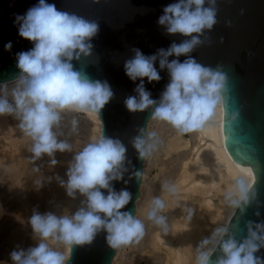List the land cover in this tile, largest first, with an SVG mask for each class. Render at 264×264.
Listing matches in <instances>:
<instances>
[{"label":"clouds","instance_id":"9594fccd","mask_svg":"<svg viewBox=\"0 0 264 264\" xmlns=\"http://www.w3.org/2000/svg\"><path fill=\"white\" fill-rule=\"evenodd\" d=\"M209 2L211 7L204 6L205 0H179L163 9L164 14L158 23L166 26L170 34L179 33L191 38L173 43L152 56L136 50L134 58L125 63V72L131 80L141 78L135 89L138 95L125 100L129 111L143 112L152 107L153 120L166 122L182 134L203 131L215 117L226 91V74L205 67L191 57L183 62L168 60V57L192 52L201 43L199 35L193 34H202L216 24L215 0ZM14 15L19 35L34 42V47L17 54V66L25 87L15 93L14 105L0 98V115L16 113L20 129L33 141L31 151L36 157L70 150L71 145L58 140L54 131L61 113L69 109L99 113L113 97L107 81L91 80L86 74L74 70L71 62L74 58L78 60L80 54H90L92 45L88 41L96 35L98 25L58 11L46 0H39V4L24 15ZM11 47V42L5 45L6 50ZM157 56L161 57L160 68L166 67L171 77L159 102L151 98L143 83V78L149 82L160 80L154 66ZM232 121L235 125V115ZM155 138L156 133L149 132L135 139L134 146L142 159L155 150ZM125 153L126 148L119 140L106 136H99L77 152L67 173V190L70 196L77 191L86 196V207H81L72 216L34 214L30 223L41 242L27 251L13 250L10 257L14 264H65L66 255L44 242L49 238L71 248L91 242L97 231L104 229L113 248L138 242L144 234V223L130 212L121 211L129 203L131 194L110 187L111 181L120 178ZM236 184L238 199H232L231 203L239 206L241 201L247 202L249 186L244 178L237 179ZM163 187L172 194L177 191L174 185L165 184ZM101 189H108L107 194ZM152 203L148 219L158 226L166 225V217L158 215L165 208L164 201L157 197ZM256 228L264 231V226L257 225ZM248 233L247 238L237 241L228 235L227 228H217L212 237L203 240L197 248L196 264H264V259L256 255L264 247V235L254 230L251 224ZM213 243L222 253L215 261L212 260L215 247L203 250Z\"/></svg>","mask_w":264,"mask_h":264},{"label":"water","instance_id":"95a60500","mask_svg":"<svg viewBox=\"0 0 264 264\" xmlns=\"http://www.w3.org/2000/svg\"><path fill=\"white\" fill-rule=\"evenodd\" d=\"M179 0H46L58 11L67 12L87 21L95 22L98 31L88 43L89 55L80 54L73 59L74 70L91 80L107 81L113 97L99 112L102 118V136L119 140L126 148L120 178L110 187L119 192L126 190L131 199L121 211L134 215L136 200L141 194L144 160L134 146L138 136L147 135V125L153 108L131 112L125 106L129 96L138 95L135 89L141 78L131 80L125 72V63L134 58L136 50L152 56L160 49H168L190 39L182 34H170L166 26L158 23L163 9ZM39 0H0V82L21 76L17 54L29 51L34 42L19 35L15 15H24L37 6ZM205 7H211L205 0ZM216 24L199 35L200 44L192 52L168 60L183 62L189 57L199 64L219 70L227 76L226 91L222 94L224 144L231 160L248 163L255 169L256 183L248 192L247 202L241 201L228 225V235L241 241L248 236L249 225L257 229L264 226V0H215ZM11 42L12 47L5 49ZM157 56L155 68L159 81L143 78L151 98L159 102L170 82V73L160 68ZM237 122L233 125L232 116ZM137 173H140L138 176ZM107 194L108 189H101ZM103 216V214L101 213ZM108 233L100 229L91 242L73 245L65 264H110L116 253L108 243ZM227 238V236L225 237ZM212 260L222 253L215 246ZM256 255L264 259V247Z\"/></svg>","mask_w":264,"mask_h":264},{"label":"bare ground","instance_id":"6f19581e","mask_svg":"<svg viewBox=\"0 0 264 264\" xmlns=\"http://www.w3.org/2000/svg\"><path fill=\"white\" fill-rule=\"evenodd\" d=\"M24 87L25 83L21 80V76L11 79L8 82H0V98L7 99L10 104L14 105L15 93ZM222 108L223 101L222 105L217 109L215 117L205 126V129L197 133L195 132L198 141L193 147V156L189 157V155L183 154L184 151L179 155L181 159V162H179L183 165L182 174L173 185L177 190H180L182 189L183 183L189 182L188 189L193 192H200L204 195L201 204L197 209H191L192 212H190V214L186 213L182 215L172 208L181 202L183 203V200L179 198L181 196L175 198L171 197L170 192L163 189L167 197L166 209L170 210V216L166 219V225H157L158 228H156L159 230L157 233H154L156 235L154 236L155 239L154 237L152 238V243L154 249L161 244L163 246H169V250L165 251L166 254L164 253L165 255L162 254L160 257L156 256L157 253H154L156 257H154V261L151 260L152 262H149V264H196L197 248L201 245L202 241L211 238L217 228H227L234 216L236 208H238V206L231 203L232 199H238L237 179L244 178L249 186V190L256 183V172L253 167H250L248 163H239L231 160L232 155L224 144V114ZM63 112H66L67 115L64 120V126L67 131H61L62 134H58L54 129L58 140L66 141L71 145V148L78 149L81 147L83 148L89 143V140H84V142H82L75 137V134H83V129L89 131L87 136H85L90 140L102 136L103 121L99 113H86L90 119L95 121V126L93 128H88L86 124L77 119V116H74V112L77 111L69 109ZM151 120L152 118L148 121L147 133ZM19 124L20 120L17 118L15 112L0 115V241L2 239L7 240L5 243H7L9 252L23 249L24 245L26 243L29 244V241H32L33 238V234L29 233V235H27L29 231H26V225L30 224L27 219H29L32 214L31 205L33 203L31 202H34V195L38 198L37 201L39 200L38 202H40L37 203L36 201V203L42 204L41 200L43 193L36 187V184L31 182L33 179L31 180L30 178H32L35 172L41 169H43V171L46 168L52 169L53 165L50 163L54 162L53 159H56L54 163L57 162V165L63 164L66 167L68 165L71 166L70 163L73 161L72 159H74L69 155L71 150L63 152L56 151V154L54 153L51 156L45 153L36 157L31 151L33 141L23 133ZM186 145L187 142L185 143L182 140H177L174 142L173 147L178 149ZM145 161L146 157L144 160V167ZM144 167L141 178V194L136 200V208L133 215L135 218H138V216L144 217V215H139L137 212V203H139L138 201L142 196V184H145L147 175V169H144ZM15 193L17 195L14 197L13 195H15ZM148 203L150 204L151 201ZM49 206H51V204L49 205L48 203L47 207ZM15 208L18 209L15 218L18 220V223H15L17 221L13 222L14 216H12V214ZM171 208L173 210H171ZM47 209L49 211L51 210L49 208ZM145 211L148 213L150 210L147 208ZM195 212L197 216L194 215ZM7 214H11L13 217L12 221L9 220V222L16 224V227L12 225L13 229L11 231H9L11 226H7L8 224H6L4 220ZM173 239L177 240V243L174 242ZM215 246L217 245L213 243L204 247L203 250H208V248H213ZM28 247L30 246L28 245ZM118 249L120 248H116V250ZM27 250L28 249H26V251ZM118 251H116L110 264L116 263L118 258L116 254H118ZM155 251H157V249H155ZM63 253L68 259L71 256L70 248L64 246ZM10 254L5 264H14ZM157 255H159V253ZM137 262L138 259L136 263Z\"/></svg>","mask_w":264,"mask_h":264},{"label":"rangeland","instance_id":"374dc122","mask_svg":"<svg viewBox=\"0 0 264 264\" xmlns=\"http://www.w3.org/2000/svg\"><path fill=\"white\" fill-rule=\"evenodd\" d=\"M74 116H77V119L81 120L84 124H86L88 128H93L95 126V121L93 119H90L89 116H87L85 112H78V111L74 112ZM66 117H67L66 112H62L60 122L58 126L54 128L56 132H58V134H62L61 131H67L66 127L64 126V120L66 119ZM83 131H84L83 134H75V137L82 142H84V140L85 141L89 140L88 141L89 143L92 142L94 139L90 140L86 137L89 131H87V129H83ZM149 132L156 133L155 140H156L157 146L155 150L148 157H146L144 169L145 168L147 169V175L145 179V184L144 185L142 184V196L138 201L139 203H137V212L139 213V215L141 214L142 216L144 215V217L138 216L137 218V219L141 218L140 220L144 223V234H143V237L140 238L138 242L133 241L132 242L133 244L132 243L124 244L118 247L120 248L118 249L119 251L117 250L118 254H116L118 257L117 258L118 261L116 260L115 264H129V262L130 264H149V262L154 261V257L156 256L160 257L162 256V254L165 255L166 254L165 251L169 250V246H163L160 244L159 247L155 248L157 249V251H155L153 247V243H152V238L156 235L154 233H157L159 229H157L158 226L157 224L154 223V221L148 219V213H146L145 209L148 208L150 210L153 207V203H152L153 200L159 197L164 201L165 208L162 211L158 212V215L164 216L166 217V219L170 216V210L166 209L167 208V197H166L165 192H163V189H165L163 185L175 184L179 176L182 174V168H183V165H181L180 163L181 159L179 155L182 154L184 151L183 154H187L189 155V157H192L193 147L196 145V142L198 141V137L196 134L197 132L182 134L178 132L175 128H173L171 125H169L168 123L163 122V121L153 120V119L151 120L149 124L148 133ZM177 140H182L185 143L187 142V145L176 149L173 147V144ZM82 149H83L82 147L78 149L71 148L69 155H71V158H74L77 152L81 151ZM53 160L55 162L56 159H53ZM72 160L73 161H71L70 165H72V163L74 162V159ZM53 163L52 162L50 163L51 165H53L52 169L46 168L44 169V171L43 169L41 170L38 169L40 172L39 171L35 172L32 178H30L31 180L33 179L31 182L36 184V187H38L43 193L42 200H41L42 204H37L40 202H38L39 200L37 201L38 198H36L35 197L36 195H34V202H31L33 204L31 205L32 214L30 215V217L37 213L41 215L52 213L58 217L59 216H72L81 207H86V200H87L86 196L79 193L78 191L73 196H70L68 194V190H67L68 176L65 173H67L69 170L66 168H70L71 166L68 165L66 167L63 164L57 165V162L54 164ZM188 187H189V182H185L182 184V189L177 190L175 194L170 193L171 197H174V198L181 196L179 198L183 200V203L181 202L172 208L175 209L174 211H177L182 215L186 213L190 214V212H192L191 209L193 210L197 209V207L200 206L201 204L202 198L204 197L202 193L193 192L192 190L188 189ZM16 195L17 194L15 193V195L13 196L15 197ZM150 201L151 203L149 204L148 202ZM48 203L49 205L51 204V206L47 207ZM50 207H53V208H50ZM47 208L51 209L50 210L51 212ZM172 208L171 210H173ZM17 212H18V209L16 208H15L14 213L12 211L13 213L12 216H14V218L11 216V214L5 215L4 220L6 221V224H8L7 226H11L10 228L8 227L9 231L13 229L12 225L13 227H16V224L9 222V220L12 221V218H13V222L17 221L15 223H18V220L15 219L17 216ZM195 214L197 213L195 212L194 215ZM30 217L29 219H27L29 223H30ZM26 231H29L27 235H29V233L33 234V236L31 235L33 238H32V241H29V244L26 243L24 245L25 249L23 248V250L25 251L26 249H30L32 247L37 246L41 242V238L39 237V235L35 233L34 230L32 229L31 223L29 225H26ZM174 239L173 241L177 243V240H174ZM5 242H7V240L2 239L0 241V264L7 263L6 260H8L9 254L11 252V251L9 252L7 243ZM44 242L48 243L49 246L53 248L54 250L60 251L62 249L60 252L63 253L64 245L62 243L58 241H54L51 238H49L47 241H44ZM28 245L30 247H28ZM154 253L155 254L159 253V255L156 254V256H154L155 255ZM137 259H138V262L136 263Z\"/></svg>","mask_w":264,"mask_h":264}]
</instances>
